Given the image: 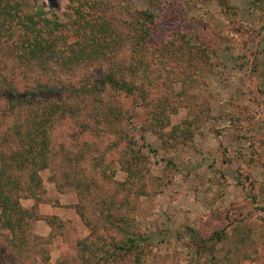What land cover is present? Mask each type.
Returning <instances> with one entry per match:
<instances>
[{
  "label": "rangeland",
  "instance_id": "obj_1",
  "mask_svg": "<svg viewBox=\"0 0 264 264\" xmlns=\"http://www.w3.org/2000/svg\"><path fill=\"white\" fill-rule=\"evenodd\" d=\"M87 1L86 18L119 26L125 42L108 39L116 58L64 66L59 57L70 58L83 27L38 33L14 23L0 37V92L48 85L36 96L47 105L71 97V87L88 91L109 67L129 66L137 91L75 94L77 114L51 131L43 189L20 201L27 213L14 232L0 222V264H264V0H161L148 67L136 66L139 35L127 14L150 1ZM40 3L67 22L69 0ZM39 35L56 58H28ZM160 101L168 127L153 130ZM108 106L133 117L121 126L132 148L96 122ZM216 233L222 239L211 241ZM132 240L131 250L117 248Z\"/></svg>",
  "mask_w": 264,
  "mask_h": 264
},
{
  "label": "trees",
  "instance_id": "obj_2",
  "mask_svg": "<svg viewBox=\"0 0 264 264\" xmlns=\"http://www.w3.org/2000/svg\"><path fill=\"white\" fill-rule=\"evenodd\" d=\"M24 0H0V37L5 36L10 25L17 23L27 29H35L40 33L42 27L51 31L59 30L61 27H67L71 23L76 22L80 27L84 28V34L78 39V47L70 49V58L63 59L59 57V62L64 66L72 64L106 63L112 62L117 56L116 48L108 41L109 37L115 35L117 39L121 37L117 35L119 26L114 22H109L103 17L96 19H88L85 14V7L90 3L87 0H69L67 6L70 16L67 22H62L58 13L54 9H47L40 0H33V4H22ZM149 9L141 11L136 7L130 8L128 11L130 31H134L139 35L136 41V47L139 50L136 58L137 67H148L146 63L147 53L150 51V43L154 33V28L160 23L157 15L153 13V6L157 5L161 0H149ZM181 36L176 33L174 36ZM175 40H180L177 36ZM172 40L168 45L169 48L175 45ZM119 42H125L124 37ZM51 42L43 38L42 35L33 38L30 42L28 51L29 59L40 61L42 59L48 61L54 57L53 45ZM166 43V42H165ZM73 46V45H72ZM160 49L165 48L164 45H157ZM61 58V59H60ZM112 66V65H111ZM102 74L96 80L88 91L71 87V97L63 98L62 95L50 104H38L36 96L43 94L41 92L50 91L48 85H37L29 91H21L16 86L7 84L0 92V222L2 226L11 232L21 219L19 217L27 213L21 206L22 199L36 198L37 192L43 189V181L40 172L49 167V151L51 147L52 129L55 123L60 119L74 117L75 113L73 97L77 96H98L107 90L123 93L126 96L133 95L137 91L134 83V69L132 66L126 70H118L114 67ZM59 95V90L57 91ZM145 92V91H144ZM77 98V97H76ZM84 101V100H83ZM158 105V106H157ZM156 108L150 117L152 129L156 130L159 126L168 127V123L160 120V116L164 114L163 102L156 104ZM80 110V109H78ZM78 112V111H77ZM104 116H103V115ZM9 118H14L11 127L1 130L6 125L5 122ZM132 116L124 117V113L117 107L108 106L103 113L96 115L97 123L104 121L108 128L114 131H120L121 136L129 141L127 148H132L135 139L130 136L129 131L123 132L122 124L124 121H131ZM183 132V131H182ZM184 133V132H183ZM185 136V133H184ZM133 171V170H132ZM131 172V171H130ZM131 238H129L130 240ZM221 240L222 237L216 233L210 240ZM134 241L130 242V247L126 242L123 246H116L119 249L131 250ZM135 264H140L139 258Z\"/></svg>",
  "mask_w": 264,
  "mask_h": 264
}]
</instances>
